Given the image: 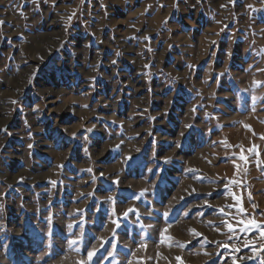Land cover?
<instances>
[{"label":"rangeland","instance_id":"obj_1","mask_svg":"<svg viewBox=\"0 0 264 264\" xmlns=\"http://www.w3.org/2000/svg\"><path fill=\"white\" fill-rule=\"evenodd\" d=\"M262 234L264 0H0V264H264Z\"/></svg>","mask_w":264,"mask_h":264},{"label":"snow or ice","instance_id":"obj_2","mask_svg":"<svg viewBox=\"0 0 264 264\" xmlns=\"http://www.w3.org/2000/svg\"><path fill=\"white\" fill-rule=\"evenodd\" d=\"M146 39H147V38H146ZM253 100L255 101V98H253ZM29 147H31V145H29ZM141 195H143V193H141ZM129 211H133V210L130 209ZM124 215L127 216L128 213L126 212ZM113 223H116V221H113ZM70 227H71V226H70ZM262 235H264V234H262ZM92 255H93L92 252H89V253H88V257H89V259H91ZM109 255H111V253H109Z\"/></svg>","mask_w":264,"mask_h":264}]
</instances>
